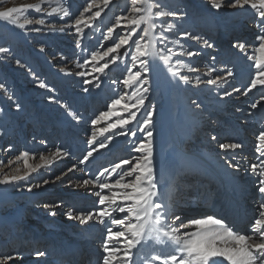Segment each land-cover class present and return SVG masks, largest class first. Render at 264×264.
Returning a JSON list of instances; mask_svg holds the SVG:
<instances>
[{"label": "rangeland", "instance_id": "rangeland-1", "mask_svg": "<svg viewBox=\"0 0 264 264\" xmlns=\"http://www.w3.org/2000/svg\"><path fill=\"white\" fill-rule=\"evenodd\" d=\"M157 2L161 4V8L153 7V23L157 27L151 32V37L156 49H162L160 54L170 56L171 60L165 65L160 59L149 57L148 84L127 86L123 81L128 78L129 69L132 72L141 70L139 61H133L131 53L135 51L134 41L139 39L137 33L142 32L144 25L137 29V33L129 38L128 44L119 49L118 53H110L108 57L96 62L91 60V55L93 52L102 54L113 47L131 27L123 20L120 25L115 24L117 17L129 14L131 0H110L107 6L103 0H45L43 4L40 0H0V11L37 4L43 9L37 12L35 8H28L20 13V23L24 19L32 21L23 28L0 17V47L9 49L8 53H0V83L5 84V89H0V180L5 175L25 177L8 184L0 183V260L5 256H14L18 251L17 240L21 237H30L31 232L40 235L37 230H43L44 227L34 216V210L56 203L55 194L48 193L56 187L57 177H61L60 180L72 177L81 166L80 160L93 146H97V151L93 153L92 159L94 156L100 157L98 159L105 158L104 153L116 146L127 158L133 156L138 159L141 156V153L133 149L141 141H147L140 129L144 127L143 121L149 110L153 111L152 123L148 126V130L153 132V160L161 146L165 101L173 107V111L181 106L185 109L188 128L190 132L194 131L192 136L195 139L198 136L202 140L211 138L206 132H201L211 113L215 114L214 120L219 119L221 126H225V120L216 115L224 104L230 109L234 108V102L230 99L236 97H249V110L254 115L252 117L256 115V119L252 120L264 123V107H251L264 96V86H257L247 95L244 94L251 78L255 76L254 61L250 59L255 55L253 49L257 44L254 42L258 35L264 34V27L258 25L259 17L254 14V10L247 5L244 8L229 7L227 0L220 9L212 6L213 0H146V3L153 5ZM90 3L94 6L84 13V22L80 26L82 32L77 34L74 21ZM53 8L63 10L49 16L48 13ZM158 10L175 12L177 15L157 18L155 13ZM96 12H100L99 17H94ZM39 19H44L45 24H38L36 21ZM219 19H223L224 24H218ZM37 28L40 31L34 30ZM109 28H113V33L106 40ZM183 33L190 35L183 36ZM161 34L168 38L163 45L160 43ZM191 36H198L200 40H192ZM53 40H57V46H53ZM77 40L80 42L79 47ZM205 40L213 46H206ZM237 43H244L247 50L234 47ZM189 51L197 54L189 57ZM112 56H116L115 63H109L108 68L98 72L96 69L108 63ZM17 59L23 66L16 64ZM169 68L179 69L180 76H188L191 82L184 83L179 76L173 77ZM228 71L233 73L231 77L227 76ZM158 72H161L160 75ZM197 76L201 79L199 85L195 84ZM217 76L222 79L216 85L207 83ZM232 80L234 81L231 83ZM41 81L47 85L46 88L39 87ZM142 87L148 88L146 94L142 92ZM165 88L168 89L167 95ZM233 88L240 89V92H233L229 97L223 96L224 91L232 92ZM137 95L143 97L144 104L132 108L131 105L136 104ZM115 100H120V104L113 106ZM17 103L21 105L19 110L16 108ZM260 103L264 104V101ZM124 105H129V108L126 109ZM130 111H136V117L128 125L111 127L119 119H129ZM102 113L108 115L101 116ZM227 113L229 124V119L234 121L235 114ZM93 120L97 123L93 124ZM260 131H264V128H259L253 134V140L245 143L257 154V137ZM60 132L76 139L77 147L75 145L71 156H65L64 152L58 156L53 155L57 148L61 149ZM132 132L136 135L133 136ZM226 132L228 139L222 144L227 145L233 143L234 133L230 129ZM93 134L96 140L90 144ZM211 135L216 137L218 133ZM106 137H111V140L104 148H99L98 144L105 143ZM208 143L203 146L211 151V141ZM23 153L28 155L25 157ZM124 156H118L116 163L124 159ZM53 158L59 159L58 161L64 159V163L56 164L58 161ZM90 159L91 157L89 161ZM73 165L76 167L73 168ZM95 166L96 163L84 168L88 173L87 179H96ZM103 166L100 163L98 171ZM130 179H134V176L124 178L122 183H127ZM44 181L48 183L44 184ZM250 182L252 197L264 203V194L258 191L257 177ZM113 191L119 193L120 189L115 187ZM100 193L112 194L106 189ZM80 200L81 198L72 197V205L78 206ZM204 203L202 199H198L192 208H203L206 206ZM209 216V210H202L191 221ZM171 217L170 214V219ZM24 222L28 224L27 227ZM194 230H197L195 225L193 232ZM27 240L28 250L23 248L18 253L25 259L32 256L29 249L33 244ZM44 240L45 231L34 246L44 245L45 249L47 243ZM76 241L74 238L69 240L71 243ZM172 254H176L174 250ZM81 255V261L74 260V263L88 264L87 252L84 251ZM211 259L223 261L222 257ZM7 264L27 263L13 259L7 261ZM98 264H102L101 259ZM223 264H227V261H223Z\"/></svg>", "mask_w": 264, "mask_h": 264}, {"label": "bare ground", "instance_id": "bare-ground-1", "mask_svg": "<svg viewBox=\"0 0 264 264\" xmlns=\"http://www.w3.org/2000/svg\"><path fill=\"white\" fill-rule=\"evenodd\" d=\"M222 20L219 19L217 21L218 24H224ZM52 42L53 46H57V40ZM158 73L160 75L161 72ZM233 81L230 82L232 83ZM167 94L168 89L165 90V95ZM247 98L236 97L230 99L235 106L232 109L225 104L219 108L216 116L225 120V126H221L219 119L214 120L215 114L211 113L207 117V123L203 130H201V132H206L211 137L205 140H202L200 136L197 139L192 136L194 131L190 132L188 128V118L182 106L173 111V107L165 101L162 141H160L161 146L157 156L153 158V166L158 180V192L162 201L168 205L169 216L166 219L171 224V227L178 230L177 234L183 235L185 232H193L194 225L191 223V218L199 214V211L209 210L212 217L223 220L224 224L227 227H231L234 232L247 236L252 235L250 229L255 218L258 217L260 202L251 195L252 183L250 180L257 177L251 171V165H259L261 159H264V154L255 153L254 149L246 144L253 140L254 132L258 131L259 128H264V123L253 121L256 119V115L252 117L254 115L249 110V97ZM166 100L168 101L167 97ZM227 112L235 114L234 121L229 119V124H227ZM228 129L234 133L232 137L233 143L241 144L242 147L236 149L220 147L222 142L228 139L226 132ZM214 132L218 133L215 139L211 135ZM209 141H211L209 146L211 151L203 146L208 145ZM75 145V137L64 134V132L60 134L61 152H67V156H71V152H74L77 147ZM116 148L117 146L108 149L109 151L107 150L108 152L104 153L106 159H98L100 157L96 158V156L92 159L91 157L90 161L81 165L77 172L73 173L72 177L56 181V187L51 190V193H48V195L55 194V198L57 197L56 203L47 207H40L37 211L34 210V216L38 218L44 229L37 230L40 232L38 236L31 232L29 233L30 237L24 236L17 240L18 251L16 252L17 254H14V259H19L27 264H75L74 260L81 261V254L85 251L89 260L88 264H98V260H103V256L107 255L104 251L107 229L111 228L113 232L122 231L124 230L123 225L112 224L108 217H104V224L99 223L97 220L81 223L76 218L69 220L68 213L71 211L77 215L78 213H95L100 210L102 206L98 203L99 197L96 193H100L102 189L99 188L98 184L106 182L114 185L115 179L120 178L119 175L112 174L110 176L108 173H104L101 176L104 169L107 168L110 172L115 164L120 163V161L117 163L115 161L118 156H124L125 153H120L117 150L118 148ZM208 152L210 153L209 155L206 154ZM115 154H118V156L116 157ZM124 157L122 160H130L132 162L136 160L133 156L127 158L126 154ZM97 159L99 160L98 162H96ZM53 160L58 161L59 159L53 158ZM63 160L56 161V164L64 163ZM95 163V168L97 167L95 175L96 177L99 176L100 180L96 185L89 184L85 187L83 181L89 179L86 178L88 173L84 171V168H89V165H94ZM100 163L104 166L98 171ZM233 165H239V168L233 167ZM127 168L128 166L125 165L123 166V171L120 169L117 171L120 175H123ZM126 177L130 178L128 176L124 178ZM72 197L75 199L81 198L78 206L74 207L72 205ZM198 199H202L206 206L193 209L192 205ZM117 205L123 206L119 200ZM103 207L108 208V211L112 213L113 219H123L125 216L124 213H119L118 211L112 212V208L107 205V202ZM170 214L172 215L171 219ZM76 215H73V217H76ZM176 216H179L181 220L174 221ZM133 222L135 223L134 220ZM181 222L185 227H180ZM23 224L26 227L28 225L26 222ZM43 231H45L44 243H47L45 249L44 245L40 247L34 246L42 237ZM73 238L77 241L69 242ZM27 239L32 241L33 246L29 249V253L32 256L25 259L24 256L18 253L23 248L27 249L26 244L29 243H27ZM107 246L110 249L119 250L112 257V264H125V258L122 254L124 238L109 240ZM173 250L174 246L167 240L163 243L148 241L144 243L143 247L138 245L136 249L132 250V261L134 264H145V260L148 257L153 255L167 256L172 254ZM38 253H44V255L41 256ZM156 264H159V262H156Z\"/></svg>", "mask_w": 264, "mask_h": 264}, {"label": "snow or ice", "instance_id": "snow-or-ice-1", "mask_svg": "<svg viewBox=\"0 0 264 264\" xmlns=\"http://www.w3.org/2000/svg\"><path fill=\"white\" fill-rule=\"evenodd\" d=\"M45 0H40L43 4ZM104 5L107 6L110 0H103ZM226 0H213L212 6L216 9H220ZM229 7H239L244 8L245 5L249 6L250 9L254 10V14L259 17L257 21L258 25L264 27V0H227ZM144 4V7L140 5ZM131 8L128 10L129 14L127 16L117 17L115 24L120 25L121 21H125L127 25L131 27L128 28L124 35L120 36L119 42L115 43L113 47H109L107 51L102 54H97L95 52L91 55V60L96 62L97 60H102L104 57H108L110 53H118L124 45L128 44L129 38L132 37L134 33H137V29L144 25L142 32L137 33L139 39L134 41L135 51L131 53V58L133 61H139L140 71L132 72L129 69V76L123 81L124 85L130 86L132 84H138L140 86L147 85L149 82L148 73L150 71L149 57L160 59L165 65H168L171 57L163 56L160 54L161 50H157L155 42L151 37V32L156 29L157 25L153 23V7L160 9L161 4L159 2L155 5L151 3H146V0H131ZM93 4H88L84 11L75 19L74 26L75 32L80 34L82 32L81 24L84 22V13L88 12L92 8ZM35 8L37 12L43 11L40 4L37 5H25L19 8L10 7L5 11H0V17L9 20L12 24L23 28L25 25L32 23L31 20L24 19L23 23H20V13L25 9ZM63 9L53 8L49 16L61 11ZM15 14V15H14ZM65 10V15H67ZM94 17H99L100 12L93 14ZM176 16L175 12L156 11L155 16L157 18L162 16ZM38 24H45L44 19H39L36 21ZM35 31H40V29H34ZM63 31V28L61 29ZM113 33V28L108 29V35L105 39L108 40ZM183 36H189L188 33H183ZM192 40H200L198 36H191ZM168 38L161 34L160 43L163 45ZM257 46L253 49L255 55L250 57L254 61L255 76L251 78L250 85L247 86L245 95L252 89H256L257 86H264V34L258 35L256 41L254 42ZM204 44L208 47L213 45L209 44L207 40ZM80 46L79 40H77V47ZM234 47H238L242 51H246V45L244 43H237ZM43 50V48L41 49ZM171 52V49H168ZM9 49L5 47H0V53H8ZM197 53L189 51L187 55L189 57L196 55ZM116 56H112L108 63L103 64L96 70L98 72H103L108 68L109 63H115ZM87 63V61H85ZM179 63V62H178ZM17 65H21L20 60H16ZM23 66V65H21ZM211 70V69H210ZM168 71L173 77L179 76L180 80L184 83H190L188 76H180L179 69L169 68ZM233 73L231 71L227 72V76L231 77ZM220 76H217L215 80L209 79L207 83L209 85H216L217 81L221 80ZM201 79L199 76L195 79V84L199 85ZM39 87L46 88L47 85L41 81ZM0 89H5V84L0 83ZM87 91V89H85ZM148 88L142 87V92L147 93ZM233 92H240V89L233 88L232 92L224 91L223 96L229 97ZM260 101H264V96L260 97L256 103H253L251 107L256 109L258 105L264 107ZM120 100L113 101V106L119 105ZM144 104V99L141 95L136 96V104L131 105L132 108H136L138 105L142 106ZM66 107V106H65ZM127 109L129 105H124ZM197 107H199L197 105ZM16 108L19 110L21 105L16 104ZM108 113H102L101 116H106ZM136 111L129 112V119H119L116 124L111 125L115 128L117 126L123 127L128 125L131 120L135 119ZM153 111L149 110L146 114V118L143 121L144 127L140 129L144 132L147 137V141H141V143L134 147V151L141 153V156L136 159L133 163L130 160H121L120 163L115 164L114 167L109 169H104L101 176L104 173H108L110 176L112 174L119 175V179H115L114 185L108 183H99L100 189H107L111 195H101L99 192L96 195L99 197L100 210L98 212H88L87 214L78 213L76 217H73L72 212L68 213V217L79 219L81 223H87L92 220H97L99 223L104 224V217H108L110 222L114 225H123L124 230L113 232L111 228L107 229V237L105 240L104 251L107 255L103 256L102 264H112V257L118 249H110L107 246V242L113 239L124 238V249L123 257L125 258V264H134L132 261L133 249L137 246H144V243L148 241H155L157 243H163L165 240L171 242L174 246V251L176 254H169L167 256L153 255L145 260V264H223V261H227V264H264V203L259 204L258 217L255 218L254 223L251 225L252 235H243L234 232L231 227H227L223 220L216 219L209 216L205 219H197L191 221L192 224L197 226L195 232H185L183 235L177 234L178 230L171 227V224L166 219L169 216L168 205L162 201L161 195L158 192L157 185L158 180L156 178V173L154 171L153 160H152V147L151 138L153 132L148 130V126L152 123ZM79 120V117H76ZM93 124L97 121L93 120ZM135 136L136 133L132 132ZM215 139V137H213ZM96 137L93 134L92 139L89 141H95ZM111 140V137L105 138V143H99V148H104L105 144ZM258 145L257 151L264 154V131H260L257 137ZM221 148H231L236 149L242 147L241 144L231 143V144H221ZM61 149L57 148L54 156H58L61 153ZM97 151V146H93L91 150L83 156L80 160V164L83 165L85 162L89 161V158L93 156V153ZM65 156L68 155L67 152L63 153ZM23 156H27L28 153H23ZM43 160L44 157L42 156ZM127 165V171L123 172V175L117 171L120 169L123 171V166ZM76 165H73L75 168ZM233 167L239 168V165H233ZM259 169V170H258ZM72 171V169H69ZM251 171L257 176L258 191L260 194H264V159H261L260 164H252ZM125 176L133 177L127 183H122ZM25 177L19 175L8 176L5 175L0 183L8 184L17 180H23ZM60 179V177H57ZM100 180V177H96L94 180H84L83 185L86 187L89 184L96 185ZM48 181H44L47 184ZM119 187V193L114 192L113 189ZM31 190V189H29ZM120 201L123 206H118L117 201ZM160 201V202H157ZM107 202V205L112 208V212L124 213L123 219H113L112 213L108 211L107 207H103ZM47 207V205H46ZM135 221V223L133 222ZM181 218L176 216L174 221H180ZM173 221V222H174ZM180 227L183 228L185 225L181 222ZM38 255L43 256L44 253H38ZM222 257L223 261L211 258ZM13 256H5L0 260V264H7V261L13 260Z\"/></svg>", "mask_w": 264, "mask_h": 264}]
</instances>
